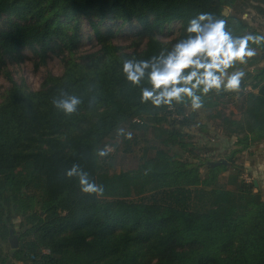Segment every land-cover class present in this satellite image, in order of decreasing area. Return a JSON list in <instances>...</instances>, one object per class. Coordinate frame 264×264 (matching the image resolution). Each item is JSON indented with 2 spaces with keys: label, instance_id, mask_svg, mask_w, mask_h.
I'll return each mask as SVG.
<instances>
[{
  "label": "trees",
  "instance_id": "16d2710c",
  "mask_svg": "<svg viewBox=\"0 0 264 264\" xmlns=\"http://www.w3.org/2000/svg\"><path fill=\"white\" fill-rule=\"evenodd\" d=\"M254 3L264 12V0H0V74L12 81L0 102V250L12 231L18 239L7 258L23 264H264L259 183L238 173L223 181L228 164L213 166L195 155L188 129L204 124L188 111L190 98L159 106L142 100L143 90L153 89V66L162 70L176 45L196 36L189 28L202 15L225 21L234 39L262 37L241 15L223 13ZM83 19L100 47L76 55ZM173 22L181 24L179 37L159 39ZM125 23L137 25L132 51L113 40ZM250 47L264 48V40L249 41ZM26 48L41 63L50 53L63 54L62 75H48L38 90L15 81L7 65L24 61ZM126 61L148 62L139 83L127 78ZM245 62L235 61L226 73ZM253 86L257 90L239 87L240 117L221 116L225 135L240 146L231 154L264 141V79ZM216 90L196 91L201 109L216 107L230 92L223 85ZM72 97L79 100L75 111L57 107ZM150 126L156 140L139 148L138 166L113 171L106 141L122 135L123 151L135 152L138 131ZM82 174L95 191L84 190Z\"/></svg>",
  "mask_w": 264,
  "mask_h": 264
},
{
  "label": "rangeland",
  "instance_id": "374dc122",
  "mask_svg": "<svg viewBox=\"0 0 264 264\" xmlns=\"http://www.w3.org/2000/svg\"><path fill=\"white\" fill-rule=\"evenodd\" d=\"M255 3L246 9L244 12H236L234 7L227 6L226 14H238L245 18L249 24L255 28L264 37V12L259 11L255 8ZM3 20V19H2ZM117 21L112 20L110 24H115ZM137 25L134 23H125L119 30L118 34L114 37L115 43L126 47V50L132 51L138 47L139 41L135 39ZM82 31L84 33L81 47L79 53L76 55L92 52L97 50L100 45L97 43L94 31L90 26V23L86 20H82ZM181 34V24L178 22H173L172 24L165 27L158 34V38L164 42L174 41ZM138 42L137 44L135 42ZM147 38H145L139 49L145 46ZM254 51L255 55L251 57H245V64L232 71L226 73L224 81L226 83L227 77L235 72H243L244 81L239 84L244 85L243 90H257L253 84L259 80L264 79V48L250 47ZM25 59L20 63H9L7 65V70L10 72L12 78L17 81H25L27 86L32 90H38L41 88L44 80L48 75L60 76L64 72V55L63 54H52L47 58L45 63H41L39 56L31 48H26L24 50ZM37 63H41L37 67ZM261 72V73H260ZM260 73V74H259ZM259 75L258 77H256ZM12 81L5 74H0V102L3 100L7 93V90L11 87ZM223 85V84H222ZM236 90H230L229 94L223 95L219 98L218 104L212 109H194L197 116L199 117L201 124L204 127L194 126L188 129L189 134L192 136V141L196 146V156L208 157L215 161L220 158H224L228 161L230 169L222 173V180L226 181L230 173L239 175V179L246 182H252L256 180L255 183L260 186L262 193L264 194V150H259L257 153L250 155L249 149L235 154H231L234 149H239L240 146L235 145V137H230L225 135L223 126L221 125L222 115H228L233 118H238L242 113L243 97L240 94L239 88ZM217 92L221 90L217 89ZM215 91V93H216ZM193 110L189 108L188 111ZM214 115L215 117H211ZM154 126H150L147 133H143L139 130V146L135 147V152H124L125 147L122 140V135H116L113 138H109L106 141L109 150L112 152L111 159L112 162L111 169L113 171H120L122 169H133L139 164V156L141 151L140 147L151 141L155 142V132ZM127 127H123L122 131ZM224 131V132H223ZM207 154V155H206ZM233 161L230 162L228 159ZM229 187H232L229 185ZM17 228H19V219L15 221ZM11 243H6L4 245V250H0V264H23L21 261L13 259L11 256L7 258V255H11Z\"/></svg>",
  "mask_w": 264,
  "mask_h": 264
},
{
  "label": "clouds",
  "instance_id": "9594fccd",
  "mask_svg": "<svg viewBox=\"0 0 264 264\" xmlns=\"http://www.w3.org/2000/svg\"><path fill=\"white\" fill-rule=\"evenodd\" d=\"M206 20L208 23H201ZM189 32L196 33V36L187 42L177 44L175 51L163 59L162 70L153 66L150 74L153 89L143 90V101L151 100L154 105L159 106L171 104L173 100L179 103L184 97H188L192 108L198 109L202 106V102L201 97L196 94L197 90L206 94L213 88L220 89L222 84L229 90L238 89L244 73H233L227 77L225 83V70L235 61L244 63L245 57L255 55L254 51L248 48L249 41L259 43L264 40V37L252 36L234 39L225 31V21L209 20L207 15H202L199 21H193ZM147 67L148 62L126 61L124 71L127 78L137 84ZM185 69H191V71L183 75ZM78 103L79 100L72 97L69 100L57 102V107L62 108L66 113H71L75 111ZM75 171L76 169L73 168L69 175L71 176ZM81 184L85 185V191L96 190L88 183L84 174L81 175Z\"/></svg>",
  "mask_w": 264,
  "mask_h": 264
},
{
  "label": "water",
  "instance_id": "95a60500",
  "mask_svg": "<svg viewBox=\"0 0 264 264\" xmlns=\"http://www.w3.org/2000/svg\"><path fill=\"white\" fill-rule=\"evenodd\" d=\"M223 13L226 14V8L223 10ZM228 161L224 158L217 159L215 161H210V164L215 166V165H220V164H227ZM10 243L13 248H16L18 246V239L14 235L13 231L11 232L10 236Z\"/></svg>",
  "mask_w": 264,
  "mask_h": 264
},
{
  "label": "crops",
  "instance_id": "0c3cea01",
  "mask_svg": "<svg viewBox=\"0 0 264 264\" xmlns=\"http://www.w3.org/2000/svg\"><path fill=\"white\" fill-rule=\"evenodd\" d=\"M259 150H264V141L260 144H256L255 146L251 147L249 149V154L253 155V154L257 153Z\"/></svg>",
  "mask_w": 264,
  "mask_h": 264
},
{
  "label": "built area",
  "instance_id": "2783aa9c",
  "mask_svg": "<svg viewBox=\"0 0 264 264\" xmlns=\"http://www.w3.org/2000/svg\"><path fill=\"white\" fill-rule=\"evenodd\" d=\"M175 117H178V118H180L181 116L180 115H177V114H173ZM134 120H137V121H139V118L138 117H136Z\"/></svg>",
  "mask_w": 264,
  "mask_h": 264
},
{
  "label": "flooded vegetation",
  "instance_id": "af4514ba",
  "mask_svg": "<svg viewBox=\"0 0 264 264\" xmlns=\"http://www.w3.org/2000/svg\"><path fill=\"white\" fill-rule=\"evenodd\" d=\"M243 81H244V80L241 79V80H240V83L243 82ZM14 235H15V234H14ZM15 236H16V235H15Z\"/></svg>",
  "mask_w": 264,
  "mask_h": 264
}]
</instances>
